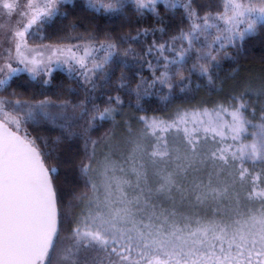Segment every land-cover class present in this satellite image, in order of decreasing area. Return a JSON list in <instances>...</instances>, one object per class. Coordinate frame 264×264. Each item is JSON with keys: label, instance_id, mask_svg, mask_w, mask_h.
<instances>
[{"label": "snow or ice", "instance_id": "obj_1", "mask_svg": "<svg viewBox=\"0 0 264 264\" xmlns=\"http://www.w3.org/2000/svg\"><path fill=\"white\" fill-rule=\"evenodd\" d=\"M160 5L182 9L188 29L168 40L163 28L75 35V23L56 25L80 7L74 0H0V44H8L0 92L20 73L49 85L59 70L84 93L75 103L43 92L0 96V264H264V72L240 77L234 69L231 91L211 108L137 115L153 96L166 106L190 94L193 77L223 91L221 60L236 63L233 53L264 33V0H223L222 11L204 15L194 0H84L82 8L110 17L131 9L161 22ZM46 25L55 42L39 35L29 44ZM29 125L60 135L32 136ZM73 139L83 141L81 191L58 187L49 165Z\"/></svg>", "mask_w": 264, "mask_h": 264}, {"label": "trees", "instance_id": "obj_2", "mask_svg": "<svg viewBox=\"0 0 264 264\" xmlns=\"http://www.w3.org/2000/svg\"><path fill=\"white\" fill-rule=\"evenodd\" d=\"M80 7H77L74 11L71 12L68 20L66 21H57V28L63 25H68L75 23L77 25L75 35L86 34V30L95 29L98 33H102L104 31L111 32L114 36L121 35H137V31H142L143 29H149L151 33L152 29H160L163 28L165 30V35H163V40H168L171 36L177 35L181 29L187 30L189 27V23L185 18V14L182 9L177 8L173 11L165 10L163 5L159 7V14L162 17V21L158 22L157 17L152 14H145L140 16L136 14L131 9L127 10L126 13L122 16H108L94 14L90 11H84L82 6L84 1L78 0L75 2ZM223 0H194V7L200 13V15H204L207 11H212L213 13L217 11H222ZM207 6V7H202ZM71 8V5L68 6ZM54 29L49 26H44L41 33L38 35H34L29 40L30 44H38L40 43L39 35H43L47 37L43 42L44 43H52L55 42L56 37L53 36ZM156 38L159 40L161 35L159 32L156 33ZM151 35L148 38L150 42ZM137 51H140L144 45L139 43H133L131 45ZM127 47V45H125ZM236 57V63H233L230 60H221V67L218 70L219 80H217V86L220 87L221 84L223 86V91H211L207 88L206 81L193 77V91L184 96L183 94H179L178 98L175 99L171 104L163 105L160 103L156 96L151 97L150 102L145 104V108L148 109L146 113H139L140 115L147 114L157 115L168 118L170 114H172L178 106H182L185 108L198 107L202 102L205 107L211 108L213 107V102L215 101H223L224 98L229 94L232 89V80L229 78L233 73V70H238L239 73L249 69L254 68L256 70H264V33H258L253 37L249 38L246 42L242 53H233ZM190 66V65H189ZM119 73H117V76ZM143 75L145 77H149L150 73L145 68L143 70ZM187 75V74H186ZM242 75V74H240ZM196 84H200L201 87L197 90ZM69 88L76 89L77 94L70 93L68 91ZM109 89H105L108 91ZM12 91H15L18 95H20L23 99L31 100L33 98L43 99L44 95H41L43 92L45 95L52 97L53 99H57L59 95L60 99H69L71 101L78 102V100L82 99L84 96L83 91L80 86L73 81L67 73L62 71H56L53 74V79L49 85H42L38 81L31 80L27 75H22L16 77L11 83L10 87L7 91L0 92V96H9ZM178 91V90H177ZM113 95L117 94L115 92ZM124 96V93H119ZM99 96L100 93H97ZM125 99H128L125 97ZM259 112H257V119L253 120V123H259ZM251 119V117H249ZM111 127V124H105L103 128L99 131H94L91 133L93 139H98L103 135L105 131H107ZM27 130L32 134V136H44L49 140L54 139L56 136L60 135L59 129H55L51 126H41L39 128L29 125ZM75 131H79V128L75 129ZM253 129L249 128L248 130V139L245 142L250 141V134ZM68 153L72 154V159L70 163L63 162L67 159ZM83 158V141L75 140L66 142L63 148L61 149V161H50L49 165L52 166L55 164L58 168V179L56 180L58 187H67L69 190L75 189L76 191L83 190L82 182L77 181L78 177V168L76 165L79 160ZM70 199V197H65V200ZM63 235H67V229H64Z\"/></svg>", "mask_w": 264, "mask_h": 264}, {"label": "rangeland", "instance_id": "obj_3", "mask_svg": "<svg viewBox=\"0 0 264 264\" xmlns=\"http://www.w3.org/2000/svg\"><path fill=\"white\" fill-rule=\"evenodd\" d=\"M76 1H78V0H74V3L76 2ZM84 1V0H83ZM19 3L21 4V6L23 7V6H25L27 3H28V0H19ZM14 19H16V17L14 16ZM35 30L33 29V32H34ZM34 35H32L31 33H30V36H29V40L31 39V37H33ZM30 44V43H29ZM31 45H34V44H31ZM6 47H8V44L7 43H3V44H0V55H2L3 54V49L4 48H6ZM13 66H16L15 64L13 65ZM59 71V70H58ZM62 72H64V71H62ZM262 72H264V70H256V69H254V68H249V69H247V70H245V71H243V72H241V73H239V74H242V75H240V77H248V76H258L259 74H261ZM55 73V72H54ZM53 73V74H54ZM66 73V72H65ZM22 75H27L30 79H31V77L27 74V73H20L19 75H17V76H15V77H13V79L10 81V83L16 78V77H19V76H22ZM0 78H2V74H0ZM32 80V79H31ZM232 85H233V82L231 83ZM125 112H128L129 110L127 109V108H125V110H124ZM137 115H140L139 113H137ZM259 117V116H258ZM121 118L120 117H117V120L119 121ZM259 121V120H258ZM134 123V127H139L138 125H136L135 124V122H133ZM167 136H168V139H169V141L171 142V140H172V135L171 134H166Z\"/></svg>", "mask_w": 264, "mask_h": 264}]
</instances>
